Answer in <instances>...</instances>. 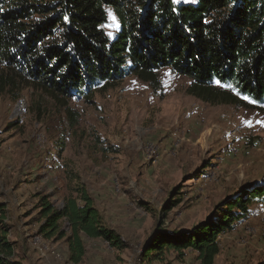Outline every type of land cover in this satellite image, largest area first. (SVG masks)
Masks as SVG:
<instances>
[{
    "label": "rangeland",
    "instance_id": "rangeland-1",
    "mask_svg": "<svg viewBox=\"0 0 264 264\" xmlns=\"http://www.w3.org/2000/svg\"><path fill=\"white\" fill-rule=\"evenodd\" d=\"M190 84L167 67L156 82L131 75L89 98L59 100L32 85L18 98L0 95V203L18 261L75 264L64 239L38 232L40 197L64 205L70 165L128 244L119 250L83 234L77 264H200L192 249L168 250L163 260L142 253L157 230L178 236L225 199L264 185V104L208 103L189 93ZM172 200L179 202L168 212ZM218 238L214 264H264V203Z\"/></svg>",
    "mask_w": 264,
    "mask_h": 264
},
{
    "label": "trees",
    "instance_id": "trees-1",
    "mask_svg": "<svg viewBox=\"0 0 264 264\" xmlns=\"http://www.w3.org/2000/svg\"><path fill=\"white\" fill-rule=\"evenodd\" d=\"M167 67L190 78L189 93L205 102L264 104V0H0V95L18 98L32 85L59 100L89 98L100 85L131 75L156 82ZM69 166L64 205L40 197L39 234L64 239L75 264L85 253L83 234L126 249ZM259 202L264 185L225 199L207 220L173 232L178 236L157 230L142 256L163 260L168 250L192 249L200 264H214L218 235L234 230ZM5 217L0 203V264H22Z\"/></svg>",
    "mask_w": 264,
    "mask_h": 264
},
{
    "label": "snow or ice",
    "instance_id": "snow-or-ice-1",
    "mask_svg": "<svg viewBox=\"0 0 264 264\" xmlns=\"http://www.w3.org/2000/svg\"><path fill=\"white\" fill-rule=\"evenodd\" d=\"M111 15V14H110ZM113 18V21H115V17H112Z\"/></svg>",
    "mask_w": 264,
    "mask_h": 264
}]
</instances>
